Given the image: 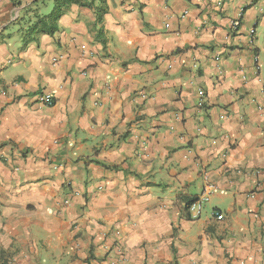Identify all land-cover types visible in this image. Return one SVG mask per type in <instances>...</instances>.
Listing matches in <instances>:
<instances>
[{
    "label": "crops",
    "instance_id": "0c3cea01",
    "mask_svg": "<svg viewBox=\"0 0 264 264\" xmlns=\"http://www.w3.org/2000/svg\"><path fill=\"white\" fill-rule=\"evenodd\" d=\"M19 1L0 0V264H264V0H105V44L72 5L25 48Z\"/></svg>",
    "mask_w": 264,
    "mask_h": 264
},
{
    "label": "trees",
    "instance_id": "16d2710c",
    "mask_svg": "<svg viewBox=\"0 0 264 264\" xmlns=\"http://www.w3.org/2000/svg\"><path fill=\"white\" fill-rule=\"evenodd\" d=\"M49 0H34L29 6L23 9L24 17L17 20L24 22L26 27L21 35L22 48L28 44L37 42L41 36H52L58 30V22L72 5L85 7L94 11L97 39L105 44L102 38V22L107 14L105 0H53L52 8L46 15H42L40 10L44 8L45 2ZM12 6L20 7L19 0H10ZM198 198L184 199L185 210Z\"/></svg>",
    "mask_w": 264,
    "mask_h": 264
},
{
    "label": "built area",
    "instance_id": "2783aa9c",
    "mask_svg": "<svg viewBox=\"0 0 264 264\" xmlns=\"http://www.w3.org/2000/svg\"><path fill=\"white\" fill-rule=\"evenodd\" d=\"M238 26L237 22H233L232 27L236 28ZM200 95L202 96V92H200ZM37 102L41 105H44L46 107H50L53 105V97L49 94H39L37 97ZM263 110V107L261 108ZM214 186L211 184H207L204 192L202 195L197 199V201L193 202L192 204L189 205L187 212L189 214V217L191 219H198L201 214H202V208L203 205H205L209 201V195L211 191H213ZM212 216L215 220L221 221L223 220V215L219 213L218 211H213Z\"/></svg>",
    "mask_w": 264,
    "mask_h": 264
},
{
    "label": "rangeland",
    "instance_id": "374dc122",
    "mask_svg": "<svg viewBox=\"0 0 264 264\" xmlns=\"http://www.w3.org/2000/svg\"><path fill=\"white\" fill-rule=\"evenodd\" d=\"M50 9H51V6H50V8L46 11V13H48V12L50 11ZM204 207H205V205H203L202 213H203Z\"/></svg>",
    "mask_w": 264,
    "mask_h": 264
}]
</instances>
